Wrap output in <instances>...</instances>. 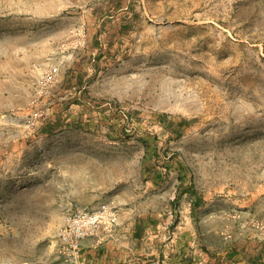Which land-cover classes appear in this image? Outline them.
I'll list each match as a JSON object with an SVG mask.
<instances>
[{
  "label": "rangeland",
  "instance_id": "374dc122",
  "mask_svg": "<svg viewBox=\"0 0 264 264\" xmlns=\"http://www.w3.org/2000/svg\"><path fill=\"white\" fill-rule=\"evenodd\" d=\"M80 212L131 264H264V0H0V264H73Z\"/></svg>",
  "mask_w": 264,
  "mask_h": 264
},
{
  "label": "crops",
  "instance_id": "0c3cea01",
  "mask_svg": "<svg viewBox=\"0 0 264 264\" xmlns=\"http://www.w3.org/2000/svg\"><path fill=\"white\" fill-rule=\"evenodd\" d=\"M120 238V233H99L86 237L81 243L78 264H131L132 256L137 255L129 248L126 251L118 248ZM135 264H139L137 258Z\"/></svg>",
  "mask_w": 264,
  "mask_h": 264
},
{
  "label": "bare ground",
  "instance_id": "6f19581e",
  "mask_svg": "<svg viewBox=\"0 0 264 264\" xmlns=\"http://www.w3.org/2000/svg\"><path fill=\"white\" fill-rule=\"evenodd\" d=\"M103 219V214L80 212L67 219L65 227L59 235L63 254L67 261L75 264L80 252V241L86 236L97 233ZM60 245V246H61Z\"/></svg>",
  "mask_w": 264,
  "mask_h": 264
}]
</instances>
